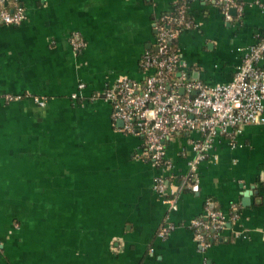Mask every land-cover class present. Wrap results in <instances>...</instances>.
<instances>
[{"label":"crops","instance_id":"obj_1","mask_svg":"<svg viewBox=\"0 0 264 264\" xmlns=\"http://www.w3.org/2000/svg\"><path fill=\"white\" fill-rule=\"evenodd\" d=\"M241 1L231 19L215 0L190 1L180 71L233 79L264 40V0ZM179 2L0 0L26 16L0 23V264H264V124L216 138L199 190L181 189L201 134H173L162 167L102 96L121 76L144 80L155 23ZM159 176L175 209L155 189ZM209 208L235 218L203 249L190 223ZM166 222L175 229L161 238Z\"/></svg>","mask_w":264,"mask_h":264},{"label":"built area","instance_id":"obj_2","mask_svg":"<svg viewBox=\"0 0 264 264\" xmlns=\"http://www.w3.org/2000/svg\"><path fill=\"white\" fill-rule=\"evenodd\" d=\"M175 11L163 14L155 23L156 51L145 52L141 64L147 71L143 81L121 76L104 89L103 98L114 107V115L123 121V132L141 136L150 158L158 165L169 168L166 159V142L176 132L196 131L201 137L193 142L195 158L190 171L182 177L181 189L199 190L196 175L199 164L207 158L214 140L221 135L239 132L246 124H264V40L253 47L237 67L234 77L226 83L208 84L191 79L180 71L184 61L176 41L181 32L194 26L188 16L192 0H180ZM227 19L232 9L242 12L241 0H215ZM26 18L22 8L10 11L0 8V23L20 24ZM72 43L81 47L83 42L73 38ZM177 73H179L177 75ZM80 88L84 84L79 85ZM73 97H77L74 94ZM6 99H16L8 96ZM45 105V99H37ZM155 189L164 196L171 209L177 206L176 196H167V180L159 176ZM234 215L226 216L217 209H208L204 216L190 223L196 240L203 249L211 246ZM175 229L166 222L158 231L165 238Z\"/></svg>","mask_w":264,"mask_h":264},{"label":"water","instance_id":"obj_3","mask_svg":"<svg viewBox=\"0 0 264 264\" xmlns=\"http://www.w3.org/2000/svg\"><path fill=\"white\" fill-rule=\"evenodd\" d=\"M231 12H232V13H235V12H236V10H235V9H232V10H231ZM156 49H157V48H156Z\"/></svg>","mask_w":264,"mask_h":264},{"label":"trees","instance_id":"obj_4","mask_svg":"<svg viewBox=\"0 0 264 264\" xmlns=\"http://www.w3.org/2000/svg\"><path fill=\"white\" fill-rule=\"evenodd\" d=\"M181 3H182V2L180 1V2L178 3V5L181 4ZM178 5H177V6H178ZM18 7H19V6L17 5V8H18ZM211 242H212V240H211Z\"/></svg>","mask_w":264,"mask_h":264}]
</instances>
